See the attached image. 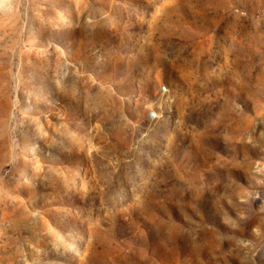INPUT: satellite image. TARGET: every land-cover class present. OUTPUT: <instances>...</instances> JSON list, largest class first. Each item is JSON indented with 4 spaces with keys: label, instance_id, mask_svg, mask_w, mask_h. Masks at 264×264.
Masks as SVG:
<instances>
[{
    "label": "rangeland",
    "instance_id": "obj_1",
    "mask_svg": "<svg viewBox=\"0 0 264 264\" xmlns=\"http://www.w3.org/2000/svg\"><path fill=\"white\" fill-rule=\"evenodd\" d=\"M0 264H264V0H0Z\"/></svg>",
    "mask_w": 264,
    "mask_h": 264
}]
</instances>
